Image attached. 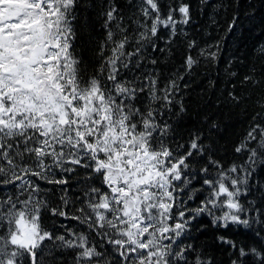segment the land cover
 Listing matches in <instances>:
<instances>
[{
    "label": "snow or ice",
    "instance_id": "snow-or-ice-1",
    "mask_svg": "<svg viewBox=\"0 0 264 264\" xmlns=\"http://www.w3.org/2000/svg\"><path fill=\"white\" fill-rule=\"evenodd\" d=\"M240 16L233 11L214 43L187 39L185 71L200 57L218 61ZM192 19L185 0H168L166 11L161 0H0V264H64L56 253L65 250L74 264H215L190 242L202 218L230 264H264V196L247 199L264 192V124L250 125L234 149L243 162L226 167L206 143L215 120L182 132L183 74L162 79L147 67L157 64L148 50L170 52ZM44 216L87 231L59 232ZM240 229L260 246L228 235Z\"/></svg>",
    "mask_w": 264,
    "mask_h": 264
},
{
    "label": "trees",
    "instance_id": "trees-1",
    "mask_svg": "<svg viewBox=\"0 0 264 264\" xmlns=\"http://www.w3.org/2000/svg\"><path fill=\"white\" fill-rule=\"evenodd\" d=\"M185 2L191 4L193 14L192 21L186 27L187 37L181 36L176 39L169 46L170 52L161 53L158 48L152 53L149 49V55L157 59V64L147 67L158 69L162 79L169 75L183 74L184 79L177 81L181 85V91L176 97L186 109L181 114L182 132L187 133L196 129L206 131L208 125L215 120L219 126L218 130H214L210 139L206 140V143L212 145L215 158L221 160L226 167L232 162L242 163L244 155L235 153V146L246 135L250 125L255 122L264 124V120L252 119L257 113L264 115V54H262L264 53V0H241L238 9L235 5L227 9L220 7L222 4H231L232 0H210V5L204 6L203 11H200V0H185ZM119 3L123 7L125 0H119ZM167 3L168 0H161L163 11H166ZM125 10L128 11L127 8ZM236 10L241 13L240 25L233 34L222 41V51L219 53L218 61L200 57V62L194 65L191 71H185L182 65L188 51L186 40L195 39L201 47L205 46V42L214 43L220 36L225 35L227 21ZM101 34L102 30L96 33L97 39ZM167 34V30H161L160 35L167 37ZM80 39L85 37L81 36ZM157 43L159 47L165 46L162 40ZM97 47L93 44L85 52V56L93 55ZM192 54L195 56V50ZM245 76H252L253 80L245 82ZM185 83L188 84L187 88L183 87ZM233 96L238 97L239 102L234 100ZM172 119L176 120L177 117L173 116ZM256 177L264 183V165L257 168ZM69 194L71 195V192ZM262 196L264 192L257 191L251 193L247 199L259 204ZM48 198L58 202L56 196L50 194ZM242 202L246 201L242 198ZM54 220L59 232H63L60 224L78 231H87L77 221L56 220L44 216V222L48 226H51ZM200 222L205 228L203 231L193 230L190 242L196 246L206 245L215 264H230L229 250L213 243L218 230L211 226L207 218H202ZM228 235L240 243L260 246L251 231L229 230ZM56 254L63 255L64 264H74L72 250ZM249 264H252V261Z\"/></svg>",
    "mask_w": 264,
    "mask_h": 264
}]
</instances>
